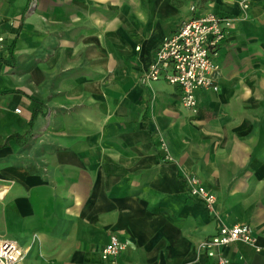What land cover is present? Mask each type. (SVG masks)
<instances>
[{
  "label": "crops",
  "instance_id": "crops-1",
  "mask_svg": "<svg viewBox=\"0 0 264 264\" xmlns=\"http://www.w3.org/2000/svg\"><path fill=\"white\" fill-rule=\"evenodd\" d=\"M205 13L234 22L193 113L142 77ZM0 185L19 264H212L201 242L240 223L254 242L222 247L225 264H264V0H0ZM111 234L128 243L114 262Z\"/></svg>",
  "mask_w": 264,
  "mask_h": 264
},
{
  "label": "built area",
  "instance_id": "built-area-1",
  "mask_svg": "<svg viewBox=\"0 0 264 264\" xmlns=\"http://www.w3.org/2000/svg\"><path fill=\"white\" fill-rule=\"evenodd\" d=\"M233 22L232 17L218 13L194 15L182 21L156 48L152 62L143 74V81L162 80L175 86L179 89L182 106L196 113V92L218 90L220 67L214 57L227 40ZM187 186L189 196L199 200L209 209L213 206L215 194L203 187L198 179L191 178ZM239 241L254 242L250 225L221 224L215 234L201 242L200 247L207 257L213 258L212 264H225L226 260L220 249ZM127 246L126 240L111 234L101 249L102 260L114 262ZM22 258L23 251L19 244L0 234V264H19Z\"/></svg>",
  "mask_w": 264,
  "mask_h": 264
},
{
  "label": "trees",
  "instance_id": "trees-1",
  "mask_svg": "<svg viewBox=\"0 0 264 264\" xmlns=\"http://www.w3.org/2000/svg\"><path fill=\"white\" fill-rule=\"evenodd\" d=\"M32 101H33L34 103H38V102H39L37 99H34V98H32ZM36 113H37L36 108H33V110H32V116H31V118H30V120H29V127H30V128H32V126H33V120H34V118H35V116H36ZM11 139H13V140H15V141H18V139H17V137H16L15 135H12V136H11Z\"/></svg>",
  "mask_w": 264,
  "mask_h": 264
},
{
  "label": "bare ground",
  "instance_id": "bare-ground-1",
  "mask_svg": "<svg viewBox=\"0 0 264 264\" xmlns=\"http://www.w3.org/2000/svg\"><path fill=\"white\" fill-rule=\"evenodd\" d=\"M9 186L7 185H0V200H2L5 195L7 194Z\"/></svg>",
  "mask_w": 264,
  "mask_h": 264
},
{
  "label": "rangeland",
  "instance_id": "rangeland-1",
  "mask_svg": "<svg viewBox=\"0 0 264 264\" xmlns=\"http://www.w3.org/2000/svg\"><path fill=\"white\" fill-rule=\"evenodd\" d=\"M3 235H4V236H7V237H10V236H11V235H9V234H7V233H4V232H3Z\"/></svg>",
  "mask_w": 264,
  "mask_h": 264
}]
</instances>
